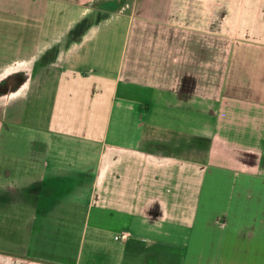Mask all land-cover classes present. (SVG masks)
<instances>
[{
    "label": "crops",
    "instance_id": "1",
    "mask_svg": "<svg viewBox=\"0 0 264 264\" xmlns=\"http://www.w3.org/2000/svg\"><path fill=\"white\" fill-rule=\"evenodd\" d=\"M0 264H264V0H0Z\"/></svg>",
    "mask_w": 264,
    "mask_h": 264
},
{
    "label": "rangeland",
    "instance_id": "2",
    "mask_svg": "<svg viewBox=\"0 0 264 264\" xmlns=\"http://www.w3.org/2000/svg\"><path fill=\"white\" fill-rule=\"evenodd\" d=\"M7 124L3 129L2 136V147L4 148H28L30 146V140L37 135L31 128L26 126L21 125L17 127L12 126L11 123ZM13 132L16 134L13 135Z\"/></svg>",
    "mask_w": 264,
    "mask_h": 264
}]
</instances>
